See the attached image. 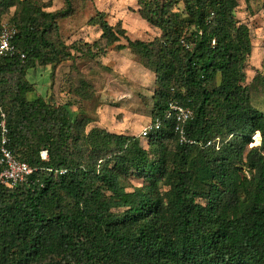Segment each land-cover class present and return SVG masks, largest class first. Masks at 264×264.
<instances>
[{
  "label": "trees",
  "instance_id": "trees-1",
  "mask_svg": "<svg viewBox=\"0 0 264 264\" xmlns=\"http://www.w3.org/2000/svg\"><path fill=\"white\" fill-rule=\"evenodd\" d=\"M243 1L264 11V0ZM72 2L47 12L42 0H0V18L14 9L13 43L25 57L0 59V114L8 149L33 169L15 189L0 185V264H264V113L251 103L252 92L264 95V76L246 83L252 41L235 17L238 1L138 0L159 37L131 41L97 12L89 23L99 39L67 49L57 21ZM113 46L154 75L150 123L161 126L147 147L140 135L88 129L69 103L29 98L37 66ZM170 99L192 111L186 134L195 144H178ZM256 133L261 143L250 147Z\"/></svg>",
  "mask_w": 264,
  "mask_h": 264
},
{
  "label": "rangeland",
  "instance_id": "rangeland-1",
  "mask_svg": "<svg viewBox=\"0 0 264 264\" xmlns=\"http://www.w3.org/2000/svg\"><path fill=\"white\" fill-rule=\"evenodd\" d=\"M42 1L51 5L45 9L47 12L63 7V0ZM72 1V14L57 21L59 38L67 49L75 43L91 45L99 39L100 29L89 23L97 12L103 13L112 27L121 26L131 41L151 42L161 35L138 15V0ZM237 1L235 17L247 25L251 33L252 54L245 69L246 83L249 84L257 74L264 76V11L259 1L249 5L243 0ZM181 8L180 3L178 9ZM13 11L10 9L2 15L0 22L10 23ZM120 43L125 44L124 40ZM97 48L93 51L96 52ZM70 53L74 55L72 51ZM28 79L34 85L29 98L38 96L55 105L69 103L72 111H79L91 120L88 129L96 127L111 134L139 137L142 129L150 124L154 75L144 69L128 50L117 51L113 46L95 58L76 54L74 59L55 69L37 66L28 73ZM84 86L86 93L81 94ZM251 103L264 113V95L261 92L251 93ZM254 136L250 147H254L253 144L259 146ZM142 145L147 147L143 139ZM141 183L130 180L132 186H140Z\"/></svg>",
  "mask_w": 264,
  "mask_h": 264
},
{
  "label": "built area",
  "instance_id": "built-area-1",
  "mask_svg": "<svg viewBox=\"0 0 264 264\" xmlns=\"http://www.w3.org/2000/svg\"><path fill=\"white\" fill-rule=\"evenodd\" d=\"M17 34L16 28L10 23L0 22V59L18 57L24 60V54L17 49L13 40ZM167 116L172 119L173 132L179 145L195 144L187 138V124L192 119V111L184 107L176 99H170L167 104ZM0 185L8 189H15L17 186L24 184L30 179L33 169L26 163L16 160L8 149V129L6 127L5 115L0 114ZM161 122L156 120L154 125L151 123L144 127L140 137L145 139L154 129L160 128ZM209 145V143H208ZM40 158L47 160V152L41 151ZM65 170L58 172V175H64Z\"/></svg>",
  "mask_w": 264,
  "mask_h": 264
},
{
  "label": "bare ground",
  "instance_id": "bare-ground-1",
  "mask_svg": "<svg viewBox=\"0 0 264 264\" xmlns=\"http://www.w3.org/2000/svg\"><path fill=\"white\" fill-rule=\"evenodd\" d=\"M254 138H255L256 144H259L260 143V137H259L258 133L255 134ZM254 146H257V145H254Z\"/></svg>",
  "mask_w": 264,
  "mask_h": 264
},
{
  "label": "water",
  "instance_id": "water-1",
  "mask_svg": "<svg viewBox=\"0 0 264 264\" xmlns=\"http://www.w3.org/2000/svg\"><path fill=\"white\" fill-rule=\"evenodd\" d=\"M259 145H260V143H259ZM254 147H257V146H254Z\"/></svg>",
  "mask_w": 264,
  "mask_h": 264
}]
</instances>
